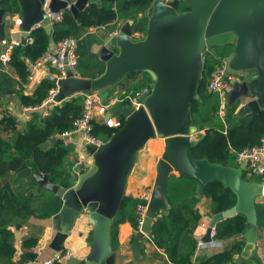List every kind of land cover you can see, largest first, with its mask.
<instances>
[{
  "label": "water",
  "instance_id": "water-1",
  "mask_svg": "<svg viewBox=\"0 0 264 264\" xmlns=\"http://www.w3.org/2000/svg\"><path fill=\"white\" fill-rule=\"evenodd\" d=\"M45 0H19L22 24V42L26 43L34 24L41 25L48 33L53 26L42 11ZM117 0H51L53 12L70 10L78 18L81 10H90V4ZM1 2V0H0ZM147 10L146 34L136 39L133 35L134 20L125 21L119 34L91 45V53L105 64V71L95 78L75 76L70 71L65 78L45 75L60 87L58 102L74 94L98 92L105 100L113 88L128 75L146 71L152 78L151 88L143 94V105L135 108L122 105L107 114L123 116V125L108 141L96 145L82 133H74L93 164L87 169L78 163L77 182L70 188L50 182L48 174H37L30 167L18 175L33 176L39 187L56 194L63 200L58 213L52 216L56 233L50 247L56 254L71 234L81 215L92 225V238L85 247L89 253L85 264H116V252L111 245V226L127 195L130 174L138 154L156 137L164 139L165 147L156 165V177L148 200L146 217L136 232L132 247L134 263L142 259V238H154L153 222L158 213L166 215L171 204L167 187L171 176L186 175L196 182V194L201 196L210 182L219 181L237 195L236 204L217 213L207 228L203 242L213 240L212 230L217 223L242 213L248 223L244 233L245 256H250L258 240L256 203L264 196V183L245 179L244 164L238 167L214 163L207 158L196 159L191 154L193 141L200 133L192 117V101L198 95V86L206 68L205 52L210 47L233 46L223 58L228 73L241 77L227 96V106L232 108L242 100L237 109L242 117L264 109V0H150ZM190 9L180 10V3ZM7 9L0 5V41L6 37ZM64 139H69L66 136ZM51 141H57L54 137ZM51 141H48L49 144Z\"/></svg>",
  "mask_w": 264,
  "mask_h": 264
},
{
  "label": "trees",
  "instance_id": "trees-1",
  "mask_svg": "<svg viewBox=\"0 0 264 264\" xmlns=\"http://www.w3.org/2000/svg\"><path fill=\"white\" fill-rule=\"evenodd\" d=\"M0 5L11 12H17L19 8L18 0H1ZM150 5V0H117L115 5L109 1L101 4L91 3L90 10H81L78 18L69 9L66 10L65 19L54 24L51 33H48L44 27L35 29L32 32L34 39L32 43H22L11 51L8 65L13 68L19 79L10 75L5 67L0 66V99L10 94L16 95L21 104L25 106L41 104L47 98L50 89L56 85L50 79L43 77L32 93H25L24 84L27 82L28 67L24 57L36 59L49 46L52 39L57 42L70 35L80 39L88 28L113 23L119 19H133V33H145L148 26L146 11ZM186 9L190 8L181 2L180 10ZM79 41H85L86 46L84 53L78 52L81 76L98 77L104 72V68H100L104 64L97 55L91 53L92 40L85 36ZM232 50L233 46L210 47L205 52L207 66L198 86V95L192 101V117L200 134L193 141L191 154L196 159L207 158L214 163L238 167V152L243 148L258 144L264 137V109L237 117L236 112L239 105L237 103L232 108L227 107L224 118H220V97L217 93L208 91L207 82L216 65L221 63V58L227 56ZM151 82L152 78L148 72H132L117 84L111 93L120 90L134 94L150 86ZM125 104L127 102H122L117 107ZM83 108V96L77 94L55 105L46 116L35 111L27 122H21L9 113H4L0 117V261L2 263L26 264L35 260L37 252L34 248L39 240L35 235L24 238L20 257L18 260L15 259L17 248L11 224L14 218L18 217L17 226H20L22 221L32 215L30 207L33 206L37 197L22 194L25 202L17 208H8L7 204L13 197V193L8 188V179L11 176L26 177L18 176L17 172L30 167L34 173L48 174L52 183L72 187L75 184L73 171L65 166L71 146L66 145L63 138L50 144L47 142L57 134L61 135L72 130L74 121L81 116ZM117 118L123 125L124 117L117 116ZM119 128L109 125L104 120H95L92 135L106 142ZM243 176L245 179L254 180V178H248L245 172ZM30 178L37 184L33 176ZM255 180L260 181L259 178ZM29 185L31 186V183ZM40 190L44 189L40 188ZM166 193L171 204L170 212L167 215L163 212L157 214L152 225L153 242L159 248L164 249L173 264H226L234 261L235 254L243 252L246 244L244 233L248 219L245 214L239 213L216 225L215 239L224 242L222 249L204 257L195 256L199 243L195 231L205 216L198 205L202 198L206 197L208 199L206 215L212 218L215 214L236 204L237 195L231 188L225 187L219 181H214L207 184L203 194L198 196L195 180L179 174V176L170 177ZM50 194L52 196L43 198L38 206L39 215L45 219L58 213L63 205L61 197L54 193ZM140 201L142 200L139 197L131 195L125 197L111 226L110 237L113 251L118 247V233L121 224L130 222L135 231H138L136 206ZM256 209L259 236L257 246H260V235L264 229V202L258 201ZM257 256L256 252L245 260L244 264L259 260ZM53 264H61V262L56 261Z\"/></svg>",
  "mask_w": 264,
  "mask_h": 264
},
{
  "label": "crops",
  "instance_id": "crops-1",
  "mask_svg": "<svg viewBox=\"0 0 264 264\" xmlns=\"http://www.w3.org/2000/svg\"><path fill=\"white\" fill-rule=\"evenodd\" d=\"M105 2V1H103ZM110 2V1H109ZM19 3V0H18ZM111 3V2H110ZM116 4V3H115ZM114 4V5H115ZM21 13V6L19 3V8L17 12H11L7 11L6 14V23H7V29H6V39L8 41L10 40H17L20 41V45L22 42V35L21 32L18 30V26L16 25V17L20 16ZM147 14V13H146ZM120 22L124 23L127 20L119 19ZM53 30V29H52ZM142 33L137 32L134 33V36L136 39L141 38ZM89 36V35H86ZM108 39L110 38L109 35L106 33V36L101 35V39ZM98 41L96 39L92 40V43ZM56 42L55 40H51L50 44ZM91 43V45H92ZM49 44V45H50ZM19 45V46H20ZM91 48V46H90ZM7 49L6 45H3L0 43V53ZM91 51V50H90ZM93 54V53H92ZM99 58V57H98ZM78 60H79V54H78ZM104 64V63H103ZM0 66L5 67V70L10 73V75L16 77L18 76L13 70L11 66L8 64H3L0 62ZM101 69L104 68L105 71V64L101 65ZM47 74H53L56 76L57 71L51 67H46L41 69L37 73L36 78L29 82L27 79V82L24 84V91L25 93H32L38 82L41 80V78L45 77ZM28 76V75H27ZM120 90H115L111 94L114 93H120ZM2 102L0 103V108L2 105H5L3 102L4 100L7 102H10V104L6 105L7 109L4 113H9L16 117L21 122H27L29 121L33 113L35 111L40 110H25V106L21 104L19 98L16 95H10L7 94L4 97L1 98ZM12 100H14L12 102ZM2 115H0L1 117ZM220 118L223 119L224 116L220 115ZM200 134V133H199ZM57 137V140L61 137ZM53 137V138H54ZM73 141L69 142L66 145H70V153L66 158V164L65 166L67 168H71L73 171V178L75 179V183L77 182L79 178V173L74 170L75 166L78 163L82 164V168L87 170L92 164H93V158L91 155L87 154L85 151V148L78 143L74 138H72ZM65 141V139H64ZM53 142V141H51ZM50 142V143H51ZM56 142V141H55ZM49 143V144H50ZM165 143L164 139L162 137H156L151 139L146 147L141 150L138 154L137 161L135 164V167L133 168L129 181H128V187H127V195H131L133 197H141L144 193H149L151 189L153 188V184L156 177V165L159 157L162 155L164 151ZM18 175V174H17ZM21 176V175H18ZM26 176V175H24ZM179 176V173L178 175ZM32 177V176H31ZM256 178H254L255 180ZM31 183V186L29 187L28 184ZM8 188L11 193H13V197L10 198L8 202V208L14 209L19 207L25 202V198L23 195H29V197H37L35 199V202L33 203V206H31V212L32 215L22 221L20 226H17L18 223V217L14 218L11 229L14 232L15 236V246L17 248V253L15 255V259L18 260L21 254V245L23 242V239L26 238L29 235H35L38 237V243L34 248V251L37 252V258L33 261H30L26 264H41L43 261L50 259L54 253L53 249L50 247L51 240L53 236L56 233V228L53 225L52 217L51 218H42L39 215L38 212V206L40 205V201L45 197H51L52 195L47 190H40V188L37 184H35L32 179L29 176H26L24 178H17L14 176H11L8 179ZM31 189V192H30ZM259 202H264V196L258 197ZM207 205H204L200 203L198 205L200 211L205 214L204 220L201 223L200 226L197 227L195 231V235L198 239V241H202V238L205 236L207 232V228L209 227V224L212 220V218L208 215H206ZM30 212V213H31ZM92 225L88 222V217L86 215H81L77 221L76 224L67 238V240L64 243L63 249H68L71 252V255L68 259L63 261L61 264H85L86 257L89 253V247H85V244L87 241L91 240L92 238ZM135 228L130 222H125L120 225L119 227V233H118V247L115 250L116 252V264H136L134 263L135 254L132 247L133 243V237L135 234ZM260 246H257L252 252L250 256H245L244 252L239 254L235 260L233 261V264H244L245 260H248L253 254H256L257 257H259V260H254L250 264H264V229L262 230V233L260 235ZM259 239V236H258ZM142 259L139 261L138 264H173L167 257V254L165 253L164 249L159 248L155 243L153 242V238H150L149 236H145L142 238ZM220 244L218 245H208L206 246H198L195 256L199 255L201 257H204L212 252L218 251L223 248L224 242L219 241ZM258 243V240H257ZM258 249V250H256ZM244 251V249H243ZM194 256V259H195Z\"/></svg>",
  "mask_w": 264,
  "mask_h": 264
},
{
  "label": "built area",
  "instance_id": "built-area-1",
  "mask_svg": "<svg viewBox=\"0 0 264 264\" xmlns=\"http://www.w3.org/2000/svg\"><path fill=\"white\" fill-rule=\"evenodd\" d=\"M50 1L45 0L42 4V11L44 13L45 18L48 20V23L54 26V24L60 23L65 19V11L67 10H60L59 12H53L50 8ZM16 25L18 26V30L20 31V26L22 24V19L20 16L16 17ZM122 22L119 20L109 23V24H101L99 26H94L88 28L81 38L85 37L89 34H94L98 30L105 31L109 37L115 36L119 34ZM43 27L41 22L34 24L31 29L29 30V36L26 39V43L33 42L32 32L37 29ZM21 32V31H20ZM134 35V34H133ZM80 38V39H81ZM78 37L74 35L67 36L60 41L51 43L44 52L36 59H31L30 57H24L25 63L28 67V76L27 79L29 82H32L39 71L46 67H51L57 71L56 76L58 78H65L70 71L75 76H81L79 72L78 66V45L79 40ZM3 45L7 46V49L0 53V62L3 64H8L10 60L11 51L14 47L20 45V41L17 40H10L8 41L6 38L0 41ZM241 79L240 76L228 73L226 70V65L221 58V63L216 65L214 70L211 72L208 82H207V89L209 92L217 93L220 97L221 101V110L220 115H225V111L227 106V96L233 85L236 81ZM56 86L50 89L47 98L39 105L25 107V110H40L43 116L48 115L51 112V109L61 103L56 100V96L60 91V87L55 84ZM151 88V85L141 89L136 93H114L109 95L107 99H103L98 92L93 93H86L80 94L83 96L84 101V108L83 112L80 117H78L74 121V127L72 130L65 132L61 135H55L61 138H65L66 136L69 139H65V143L68 144L72 140V135L74 133H82L85 138L89 141L95 143L96 145H102L104 142L102 140L96 139L92 135L93 130V122L95 120H104L107 114H111L112 110L117 108L118 104L122 102H127L125 105H132L135 108H139L143 105V94L147 92ZM74 94V95H77ZM246 100H242L238 108L239 109L242 105H244ZM109 125L115 127H121V121L117 117H113L111 115L108 121H105ZM237 163L244 164L243 171L246 173L248 178H259L260 182L264 183V137L261 138L260 142L256 145L243 148L237 154ZM153 189V188H152ZM152 189L149 193H144L141 195V200L136 206V214H137V221H138V230L141 229L143 222L146 217L147 212V205L149 197L152 193ZM145 201V202H144ZM216 235V227L212 230V237L213 240L209 243L210 245H218L219 240L215 239ZM208 245L206 242L199 241L198 246H206ZM71 255L70 250L65 249L56 254H54L50 259L43 261L41 264H53L56 261H60L61 263L68 259ZM239 254H235V258ZM235 260V259H234ZM0 264H4L0 261ZM226 264H233L232 262H228Z\"/></svg>",
  "mask_w": 264,
  "mask_h": 264
},
{
  "label": "rangeland",
  "instance_id": "rangeland-1",
  "mask_svg": "<svg viewBox=\"0 0 264 264\" xmlns=\"http://www.w3.org/2000/svg\"><path fill=\"white\" fill-rule=\"evenodd\" d=\"M146 13H147V11H146ZM145 34H146V32H145V33H142V37H143ZM101 35L106 36V32L103 31V30H98V31H97L96 33H94V34H89L88 38L91 39V40L96 39V40L100 41V37H101ZM140 37H141V35H140ZM85 51H86L85 41H79L78 52L81 54V53H84ZM13 101H14V100H12V102H13ZM1 102H2V100L0 99V103H1ZM3 103H4L5 105H2V106H1V108H0V115L4 114V112L6 111V109H7L6 105L10 104V102H8V101L6 102L5 100H4ZM112 112H113V110H112ZM198 135H199V134H198ZM198 135H197V137H198ZM176 175H178V173H176ZM254 178H256V177H254ZM203 202H204V205L208 204V199H207L206 197H203L202 200H201V203L203 204Z\"/></svg>",
  "mask_w": 264,
  "mask_h": 264
}]
</instances>
